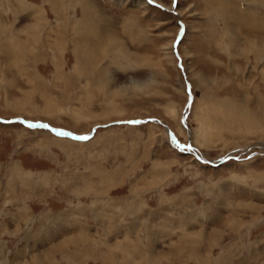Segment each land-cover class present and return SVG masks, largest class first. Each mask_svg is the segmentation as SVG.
Segmentation results:
<instances>
[{"label":"rangeland","instance_id":"1","mask_svg":"<svg viewBox=\"0 0 264 264\" xmlns=\"http://www.w3.org/2000/svg\"><path fill=\"white\" fill-rule=\"evenodd\" d=\"M134 1L0 0V264H264V0Z\"/></svg>","mask_w":264,"mask_h":264},{"label":"snow or ice","instance_id":"2","mask_svg":"<svg viewBox=\"0 0 264 264\" xmlns=\"http://www.w3.org/2000/svg\"><path fill=\"white\" fill-rule=\"evenodd\" d=\"M149 2H153V0H149ZM183 31V29H182ZM130 123H137L136 121H132ZM28 127H48V125H37V124H32V123H28ZM54 132H56L57 135H61V136H72L71 133H68V132H64V131H60V130H56V129H53ZM74 139H81V140H84V139H88L89 137L87 136H73ZM185 150H190V149H186L184 146H181V151H185Z\"/></svg>","mask_w":264,"mask_h":264},{"label":"bare ground","instance_id":"3","mask_svg":"<svg viewBox=\"0 0 264 264\" xmlns=\"http://www.w3.org/2000/svg\"><path fill=\"white\" fill-rule=\"evenodd\" d=\"M229 1H230V0H229ZM231 1H233V0H231ZM134 2L137 4V0H135ZM224 2H226V1H224ZM138 4H141V3L138 2ZM231 6H232V5H231ZM239 13H240V12H239ZM241 14H242V13H241ZM252 47H253V46H252ZM252 49H256V48L253 47ZM254 51H255V50H254ZM262 52H263V51H262ZM40 125H43V124H40ZM166 129H168V128L166 127ZM55 133H56V132H55ZM169 134L171 135L172 139L175 141V139L173 138L174 135H173L172 133H170V130H169ZM66 137H70V136H66ZM175 143H177L178 145H180L178 141H175Z\"/></svg>","mask_w":264,"mask_h":264},{"label":"water","instance_id":"4","mask_svg":"<svg viewBox=\"0 0 264 264\" xmlns=\"http://www.w3.org/2000/svg\"><path fill=\"white\" fill-rule=\"evenodd\" d=\"M129 124H134V123H130L129 122ZM43 128H49L50 130H52L53 131V128L52 127H43ZM57 130V129H56ZM74 135H72V137H73ZM173 138L175 139V141H177V138L175 137V136H173ZM79 140H81V139H79ZM84 140H87V139H84ZM178 146H180V145H178Z\"/></svg>","mask_w":264,"mask_h":264}]
</instances>
